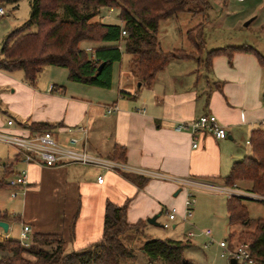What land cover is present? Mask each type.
Instances as JSON below:
<instances>
[{
	"label": "crops",
	"instance_id": "obj_1",
	"mask_svg": "<svg viewBox=\"0 0 264 264\" xmlns=\"http://www.w3.org/2000/svg\"><path fill=\"white\" fill-rule=\"evenodd\" d=\"M220 1L223 0L216 2ZM226 2L234 13L239 9L234 15L237 22L250 19L247 25L245 23L248 26L258 19L259 27H264V0ZM113 10L101 9L98 19H105V13ZM116 25H122L121 21ZM104 45L92 42L87 50L82 51L92 55L95 49ZM240 45H247V41ZM118 47L122 56L112 66L109 89L70 82L67 71L56 67H45L33 86L25 83L20 73L0 71V82L12 88L8 95L10 100L0 108V115L6 113L7 121L13 122V127H7V121H0V131L23 134L26 129L30 130L24 126L26 123H45L50 125L47 131L53 134L55 141L66 145L71 136L81 139L80 134L69 130L84 126L88 131V153L123 167L117 172L71 164L46 168L24 165L12 153L9 164H22L28 177V184L19 191V195L29 196L28 204L36 205L34 208L37 209V215L30 213V208L23 216H15L16 220L30 228L31 236L36 233L60 235L69 252L82 249L100 238L107 201L115 205L128 202L127 223L132 225L142 221L145 224L143 229L147 225L146 219L154 216L159 218L165 214L167 223V211L171 208L178 212L171 223L183 222L180 216L184 214L186 189L180 181L215 183L225 187L223 179L233 164L251 157V132L262 130L264 123V101L261 97L264 73L254 55L235 53L230 62L225 56L214 57L209 72L212 73L211 84L217 91L201 99L197 93V78L188 76L187 82H180L176 79L179 75L167 68L169 64L156 74L150 86L139 83L131 73L132 57L124 52L123 43ZM45 70L49 71L43 79L41 75ZM112 105H117L119 110L106 114L107 107ZM209 115L225 128V139L217 140L210 132L200 131L194 136L197 147L193 148V136L189 132L174 130L177 124ZM243 140L249 152L245 148L239 149ZM115 146L125 150L124 161L112 159ZM80 147L81 144L77 146ZM98 176L104 178L102 184L97 183ZM146 179L148 181L139 188L138 182ZM249 188L247 182L236 183V189L242 192ZM193 192L195 197L197 189ZM36 194L37 197L31 201V196ZM227 199L224 200V208ZM195 207L197 203L193 209ZM225 212L226 208L224 214L219 212L218 216L223 220L226 217L230 233L242 230L241 226L231 228ZM195 223L196 220L192 221L193 225ZM176 226L173 224L170 228L175 229ZM9 233V230L6 233L0 231L5 239H11ZM193 234L189 238L202 236L209 239ZM237 245L234 239L226 243L229 249Z\"/></svg>",
	"mask_w": 264,
	"mask_h": 264
},
{
	"label": "trees",
	"instance_id": "obj_2",
	"mask_svg": "<svg viewBox=\"0 0 264 264\" xmlns=\"http://www.w3.org/2000/svg\"><path fill=\"white\" fill-rule=\"evenodd\" d=\"M18 1L0 0V3L16 5ZM210 8V0H31L28 20L12 30L2 43L0 71H22L25 83L33 86L45 67H56L67 71L70 82L109 89L112 66L122 56L118 46L123 43L124 52L133 57L132 75L139 83L150 86L156 74L171 59L192 58L183 50H174L173 53L161 51L157 39L159 22L186 11L206 16ZM101 9L118 10L122 25L93 21L98 18ZM202 26L200 24L187 32V38L195 49L202 47ZM122 32L126 35L123 36ZM83 41L106 45L89 55L79 49ZM235 53L254 55L264 73V57L247 45L212 50L204 63L210 69L214 57L225 56L230 62ZM24 126L38 132L50 128L45 123H26ZM249 144L251 157L235 162L223 179V185L232 187L237 182H247L250 188L245 193L264 198V131L253 130ZM124 158L125 150L115 146L112 159L124 161ZM11 172V167L6 168L3 177ZM147 181L138 182V187L141 188ZM5 185L7 183L0 178V189ZM243 200L250 199L232 196L226 200L229 225L231 228L242 227L239 232L233 230L229 239L236 238L237 244L248 246L250 264H264V218L256 220L253 229L248 230L250 220ZM127 206L128 202L115 205L107 201L100 238L71 252L65 250L66 243L60 235L33 234L27 248L19 241L0 235V264H125L133 258L135 248L123 244L121 236L128 232L143 235L145 225L142 221L132 225L127 223ZM16 219L0 212V222ZM145 238L140 250L149 261L191 264L184 257V251L191 244L189 241Z\"/></svg>",
	"mask_w": 264,
	"mask_h": 264
},
{
	"label": "rangeland",
	"instance_id": "obj_3",
	"mask_svg": "<svg viewBox=\"0 0 264 264\" xmlns=\"http://www.w3.org/2000/svg\"><path fill=\"white\" fill-rule=\"evenodd\" d=\"M30 1L31 0H19L16 5L5 2L0 3V7H2L5 12V15L0 17V49L8 34L28 20L30 15ZM210 1L211 9L207 11L206 16L192 14L187 11L182 12L170 19L159 22L157 31V39L161 51L164 53H173L174 50H183L187 55H192V58L183 60L177 58L171 59L167 68L173 71L174 74L177 73V75H179L176 79L180 82H187L186 78L188 76L193 79L197 78V93L198 96H201V99L206 98L207 95L210 97L212 92L217 91L215 86L212 85L210 81L212 73L211 71L209 72L210 69H207L204 63L207 54L210 51L230 46H241L240 44L247 41L248 46L256 49V51L264 57V27H259L258 19L250 23L248 26H245V23L250 19L243 21L242 23L237 22V16L234 15L238 13L239 9H235V13L231 11L229 6H227L226 0L220 2H216L217 0ZM118 15L119 11L115 9L112 12H106L104 16L105 19H100V21L103 24L116 25L119 23ZM98 18H94L93 21H99ZM200 24L203 25L201 37L202 47L200 49H195L187 38V32ZM32 31H34V28ZM89 45H92V42L83 41L80 43L79 49L87 50ZM47 71L49 70H45L44 74L41 75L43 79L48 74ZM16 73H20L23 76L22 71H16ZM63 73L66 72L63 71ZM39 78L40 75L38 79ZM160 79L162 82V78ZM158 85H160V83ZM207 85H209V89H206ZM11 92L12 88H8L7 85L0 82V108L5 107L8 103L10 100L8 95ZM263 93L264 87L261 91V97L264 101ZM7 117L8 115L6 113H2V115H0V121L3 120V122L6 123ZM262 130L264 131V123H262ZM9 133L18 135L21 134L10 131ZM244 148L245 150L247 149V152H249V149L246 148L243 140L239 143V149L242 150ZM12 153L14 154L12 149L0 144L1 162L10 163L9 159H11ZM23 168L24 166L22 164L15 162L11 166V174L3 177L4 174L0 172V178L7 183L12 174L16 171L22 170ZM207 184L217 186L215 183ZM218 187L221 186L218 185ZM39 191L40 190H38V192ZM35 197H37V194L31 196V201L35 199ZM226 198L227 197L223 194L197 189L195 194V203H197V207L193 209L191 219L187 222L177 220L176 222L171 223V226L173 224L177 225L175 229L172 227L170 229L162 228V225L166 222L165 214L161 215L157 219V225L148 224V219H146L145 223L147 225L146 228L142 229L143 235L158 239L191 241L192 244H190L189 248L184 251V254L185 257L191 260L193 264H229L227 249L220 248L219 246L220 242L227 243L229 241L230 230L227 228L226 217H224V221L222 217L218 216L219 212L220 215L222 213L224 214V200ZM28 202L30 204L29 196L24 197L23 195H19L17 198L12 199L10 197V189L8 185H5L2 189H0V212H6L10 217L20 215L23 216V213H27L30 208V213L37 215V209L34 208L36 205L31 206ZM243 203L247 208L250 220L247 229H253L255 221L264 218V200H243ZM218 209H221L222 211ZM194 220H196L195 225L192 224V221ZM4 223H6L9 227L8 230L10 231L9 234L11 236V240L20 241L19 232L22 230L23 224L19 223L18 220H9ZM206 230H210L212 232L213 239H207L202 236H197L195 238L187 237L188 232L198 235ZM0 231H2L1 228ZM143 235L136 232H128L121 236L123 244L135 248L133 258L127 260L125 264H164L161 260L149 261L141 252L140 249L146 241V238ZM30 236L31 234L28 235L29 241ZM234 241H236V238H234ZM204 246L206 247L203 248ZM67 247L68 246L66 245L65 250L69 252ZM239 264H242V262H239Z\"/></svg>",
	"mask_w": 264,
	"mask_h": 264
},
{
	"label": "built area",
	"instance_id": "obj_4",
	"mask_svg": "<svg viewBox=\"0 0 264 264\" xmlns=\"http://www.w3.org/2000/svg\"><path fill=\"white\" fill-rule=\"evenodd\" d=\"M5 12L0 7V17H3ZM125 36L126 33L122 32ZM119 110L117 105L107 107L106 114H112ZM144 112V111H143ZM7 127H13L11 120L7 121ZM176 132L187 131L193 136L192 147L196 148L197 143L194 136L200 131H208L217 140H223L227 137V132L222 127L214 116H202L195 121L189 123L177 124L174 128ZM69 132H76L80 134L81 139L75 136L68 138L66 145L59 144L55 141L53 134L50 131H30L27 130L23 134H10L0 131V144L5 145L13 150L14 157L18 159L24 165H40L46 168H56L61 164H71L83 167L100 168L105 172H117L123 170V167L116 162L108 161L88 153L86 140L88 131L84 126H77ZM81 144L80 148H77ZM12 164L0 161V172L3 173ZM12 170V169H11ZM103 177H97V183H103ZM28 184V177L26 170L22 169L16 171L9 178L7 185L10 189V197L15 199L19 196V191L25 188ZM180 184L186 189L185 201H184V214L180 216L183 222L188 221L192 217V211L195 204L194 190L202 189L219 194L225 195L227 198L232 196L246 198L255 201H263L264 198L258 197L252 194H248L236 189V185L233 187H218L206 183L180 181ZM178 216V212L175 208H171L167 211L168 222L162 225L163 229H169L170 223L173 222ZM30 228L23 226L20 232L19 243L23 247L29 246ZM211 239V231L206 230L199 233ZM194 234L189 233L188 237H192ZM219 246L223 249H227L228 257L234 258L237 262L250 264V254L248 246L245 244H238L233 249L229 250L226 247V243L220 242Z\"/></svg>",
	"mask_w": 264,
	"mask_h": 264
},
{
	"label": "water",
	"instance_id": "obj_5",
	"mask_svg": "<svg viewBox=\"0 0 264 264\" xmlns=\"http://www.w3.org/2000/svg\"><path fill=\"white\" fill-rule=\"evenodd\" d=\"M247 24H248V23H246V25H247ZM101 66H102V65H100V66L98 67V70H100ZM138 86H140V84H138ZM157 218H158V216H154V217H152L151 219H148V220H147V223H148V224H151V225H157V223H156V219H157ZM0 228L2 229V231H3L4 233H6L7 230H8V225H7L6 223H4V222H0ZM228 262H229V264H239V263L237 262V260L234 259V258H230Z\"/></svg>",
	"mask_w": 264,
	"mask_h": 264
}]
</instances>
